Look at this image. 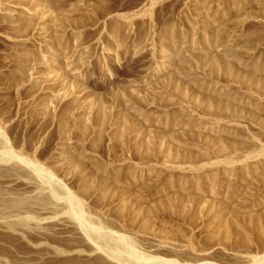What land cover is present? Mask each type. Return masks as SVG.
<instances>
[{
	"label": "rangeland",
	"instance_id": "obj_1",
	"mask_svg": "<svg viewBox=\"0 0 264 264\" xmlns=\"http://www.w3.org/2000/svg\"><path fill=\"white\" fill-rule=\"evenodd\" d=\"M0 197V264H253L264 0H0Z\"/></svg>",
	"mask_w": 264,
	"mask_h": 264
},
{
	"label": "bare ground",
	"instance_id": "obj_2",
	"mask_svg": "<svg viewBox=\"0 0 264 264\" xmlns=\"http://www.w3.org/2000/svg\"><path fill=\"white\" fill-rule=\"evenodd\" d=\"M2 171V170H1ZM6 173V171H3V173ZM3 175V174H2ZM24 185V184H23ZM25 188H28V185L26 184V187ZM36 198V197H35ZM9 199V198H8ZM37 199V198H36ZM35 200V199H34ZM5 201H7L5 198H3V197H0V205H2ZM12 201V200H11ZM36 201V200H35ZM37 201H39V200H37ZM10 202V201H9ZM15 202V201H14ZM36 203H39L40 205H42L41 203H40V201L39 202H36ZM75 203L77 204V202L75 201ZM7 204V203H6ZM11 204V203H10ZM23 206H26V207H28V208H31V196L30 197H28V198H24L22 201H18L16 204H13V205H11L10 206V208L11 209H17V207H23ZM76 208H77V205L75 206ZM8 208V207H7ZM21 209V208H20ZM81 209V208H80ZM78 210H79V208H78ZM2 211V210H1ZM79 211H81V210H79ZM78 211V212H79ZM81 214H82V212H81ZM80 215V214H79ZM23 217V216H22ZM77 217V216H76ZM80 218V217H79ZM64 219V218H63ZM68 220H70V219H68ZM26 221V220H25ZM62 221V220H61ZM70 222V221H69ZM27 223V222H26ZM65 223H67V222H65ZM74 223V222H73ZM72 225V224H71ZM69 226L68 225V223L67 224H64V227H65V230H68V232H70L71 234L73 233L74 234V238L76 239V241H78L80 244H79V246L80 245H82V246H84V247H86V251H90L92 248H93V244H95L94 245V247L96 248L97 246H96V241L95 242H93L92 241V239L90 238V236H87L86 234H84V233H80L81 231H79L77 228H76V226L74 227L73 225L72 226ZM0 226L3 228V230L5 229L6 231H8V232H13L14 230H17V228L20 230V231H24V232H28L27 231V226H26V224H25V222H21V221H19V220H6V221H3V220H0ZM83 227V226H82ZM80 229H81V227H80ZM84 229V228H83ZM4 230V231H5ZM86 230V229H85ZM1 231H2V229H1ZM35 231V230H34ZM31 232V231H30ZM84 232H86V231H84ZM14 233H16V232H14ZM33 234H36L38 237H40V236H42V238L44 237L43 235H46V234H44L43 232H41L40 230L39 231H35V232H33ZM97 234V233H96ZM100 233H98V235H99ZM24 235V234H23ZM18 236H21L20 234H18ZM17 236V237H18ZM47 236V235H46ZM71 236V237H70ZM95 236V235H94ZM100 236V235H99ZM110 236V235H109ZM66 237V236H65ZM70 237V238H69ZM69 237H67V239L69 238V242L70 243H72V241L74 240L73 239V237H72V235H69ZM97 237V236H96ZM16 238V237H15ZM73 239L72 241H70V239ZM90 238V239H89ZM93 238V237H92ZM100 238V237H99ZM120 238H122V237H120ZM10 239V238H9ZM101 239V238H100ZM75 241V240H74ZM73 241V243L74 244H77V243H75ZM100 241V240H99ZM114 241V240H113ZM121 241L123 242V243H125L126 241L122 238L121 239ZM246 242V241H245ZM92 243V244H91ZM100 243H101V241H100ZM103 243V242H102ZM101 243V244H102ZM74 244H73V246H74ZM99 244V243H98ZM119 244V243H118ZM120 244H121V242H120ZM37 245V244H36ZM40 245H42V244H39V246ZM126 245H127V243H126ZM39 246H35L34 248H37V249H39ZM79 246H77L78 247V250H80L79 249ZM81 246V247H82ZM100 246V245H99ZM104 246V245H103ZM75 247H76V245H75ZM87 248H89L90 250H87ZM94 248V249H95ZM109 248V247H108ZM127 248V247H126ZM46 249V248H45ZM49 249H51V247L49 248ZM54 249V250H53ZM52 250L53 251H55L57 248H53ZM94 249H92V250H94ZM105 249V248H104ZM157 249H159V248H157ZM161 249V248H160ZM59 250V249H58ZM58 250H57V252H58ZM61 250V249H60ZM78 250L76 251V254H77V252H78ZM83 250V249H82ZM102 250V249H101ZM100 250V253L102 252ZM70 251V250H69ZM73 251V250H72ZM85 251V250H84ZM84 251H81V252H84ZM108 251V250H107ZM106 250L105 251H103L104 252V254H105V257L106 258H108V257H111V258H113L115 255L114 254H112L110 251L109 252H107ZM56 252V251H55ZM80 252V251H79ZM93 252V251H92ZM94 252H95V250H94ZM97 252V251H96ZM102 252V253H103ZM120 252H122V251H120ZM85 253V252H84ZM89 253H91V251L89 252ZM101 253V255H103ZM73 254H75V253H73ZM82 254V253H81ZM80 254V255H81ZM99 254V253H98ZM69 255H71L72 256V254H69ZM80 255L78 256V257H76V261H78L80 258ZM85 255H87V254H85ZM91 255V254H90ZM93 255H94V253H93ZM98 256V255H96V256H98V258H96L95 256L94 257H92V259L93 258H95L96 259V261H98V259H99V257H103V256ZM129 255V254H128ZM76 256V255H75ZM89 256V255H88ZM119 256V255H118ZM117 256V257H118ZM70 258V257H69ZM72 259H74V256L73 257H71ZM70 258V259H71ZM114 258H116V257H114ZM113 258V259H114ZM70 259H69V262H70ZM71 259V260H72ZM78 259V260H77ZM84 259V258H83ZM82 259V260H83ZM89 259V258H88ZM91 257H90V263H91ZM105 258H102V260H104ZM110 259V258H109ZM80 261L81 263L82 262H85V261ZM84 260H86V259H84ZM94 260V259H93ZM92 260V261H93ZM101 260V261H102ZM106 260V259H105ZM108 260V259H107ZM106 260V261H107ZM115 260V259H114ZM157 260V259H156ZM76 261H75V264H76ZM100 261V260H99ZM150 261H152V260H150ZM157 261H159V262H161V264H162V260H157ZM164 261V260H163ZM74 262V261H73ZM73 262H71V263H73ZM79 262V263H80ZM89 262V261H88ZM88 262H87V264H88ZM60 263V262H59ZM70 263V264H71ZM93 263V262H92ZM107 263V262H106ZM109 263H113V261H112V259H111V261L109 260ZM108 263V264H109ZM165 264L167 263V264H169V261L167 262H164ZM253 264H264V255L263 256H261V257H259V258H257V259H255L253 262H252ZM78 264V263H77ZM85 264V263H84ZM172 264V263H171ZM176 264V263H175ZM208 264V263H207Z\"/></svg>",
	"mask_w": 264,
	"mask_h": 264
}]
</instances>
